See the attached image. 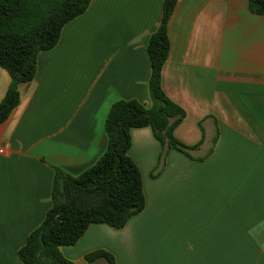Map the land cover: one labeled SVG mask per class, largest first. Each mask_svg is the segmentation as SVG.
Wrapping results in <instances>:
<instances>
[{
    "label": "crops",
    "instance_id": "1",
    "mask_svg": "<svg viewBox=\"0 0 264 264\" xmlns=\"http://www.w3.org/2000/svg\"><path fill=\"white\" fill-rule=\"evenodd\" d=\"M163 1L91 0L37 54L0 123V264H22L17 251L50 208L54 168L78 175L103 154L111 104L150 106L146 48ZM167 34L161 88L185 111L174 135L197 147L163 156L149 126L132 128L144 209L119 230L90 224L60 250L72 264L97 249L115 264H264V14L247 0H177ZM9 82L0 67V100Z\"/></svg>",
    "mask_w": 264,
    "mask_h": 264
},
{
    "label": "trees",
    "instance_id": "2",
    "mask_svg": "<svg viewBox=\"0 0 264 264\" xmlns=\"http://www.w3.org/2000/svg\"><path fill=\"white\" fill-rule=\"evenodd\" d=\"M91 0H0V67L10 77L0 100V123L19 103V85L33 80L37 54L58 42L62 27L81 15ZM177 0H164L157 29L150 35L148 93L150 106L136 99L114 101L104 119L107 146L90 167L71 175L54 168L51 205L43 221L27 236L17 254L22 264H72L60 247L73 245L90 224L106 223L115 230L145 207L141 173L131 156L130 130L149 126L164 150L186 156L197 145H186L174 135L185 111L161 88V70L169 51L167 24ZM251 13L264 14V0H247ZM217 136L214 138V143ZM162 159V155H161ZM92 263L114 256L97 249L84 256Z\"/></svg>",
    "mask_w": 264,
    "mask_h": 264
},
{
    "label": "rangeland",
    "instance_id": "3",
    "mask_svg": "<svg viewBox=\"0 0 264 264\" xmlns=\"http://www.w3.org/2000/svg\"><path fill=\"white\" fill-rule=\"evenodd\" d=\"M79 263H81V264H92V263L87 262L86 260H82V262H79ZM79 263H77V264H79Z\"/></svg>",
    "mask_w": 264,
    "mask_h": 264
},
{
    "label": "built area",
    "instance_id": "4",
    "mask_svg": "<svg viewBox=\"0 0 264 264\" xmlns=\"http://www.w3.org/2000/svg\"><path fill=\"white\" fill-rule=\"evenodd\" d=\"M1 152H3V148H2L1 145H0V153H1Z\"/></svg>",
    "mask_w": 264,
    "mask_h": 264
}]
</instances>
